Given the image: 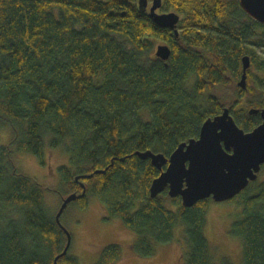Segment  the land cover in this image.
I'll return each instance as SVG.
<instances>
[{"label": "trees", "instance_id": "16d2710c", "mask_svg": "<svg viewBox=\"0 0 264 264\" xmlns=\"http://www.w3.org/2000/svg\"><path fill=\"white\" fill-rule=\"evenodd\" d=\"M160 10L179 14L177 35L137 0H0V127L12 133L0 146V264H54L67 243L45 204L49 187L15 164L21 152L44 162L45 146L68 154L58 168L61 202L84 190L68 204L85 208L96 195L106 219L118 216L135 233L133 255H153L182 224L185 263H213L204 235L212 198L185 207L166 188L151 197L161 170L136 152L168 156L226 106L245 131L261 122L248 110L264 108V59L254 47L264 46V23L239 0H162ZM160 41L171 50L166 60L150 54ZM243 55L251 62L246 89L237 85ZM236 196L243 214L229 232L241 239L244 264H264V180ZM121 257L109 243L94 264ZM57 264L79 261L68 248Z\"/></svg>", "mask_w": 264, "mask_h": 264}, {"label": "water", "instance_id": "95a60500", "mask_svg": "<svg viewBox=\"0 0 264 264\" xmlns=\"http://www.w3.org/2000/svg\"><path fill=\"white\" fill-rule=\"evenodd\" d=\"M147 2L137 0L138 7L145 11ZM161 5L162 0H152L148 16L157 25L178 34L179 14L175 11L158 12ZM239 5L251 18L264 23V0H239ZM155 53L166 60L171 50L167 44H159ZM241 64L237 85L246 89L247 69L251 64L249 55L241 57ZM248 112L259 113L261 117V122L249 131L237 124L229 107H224L221 113L202 122L197 137L181 141L168 156L150 150L136 152L141 158H151V163L161 170L150 184V196L155 197L166 188L170 197L179 196L182 205L189 207L209 197L216 202L230 200L255 181L264 164V108L251 107ZM83 194L84 190L79 195L71 193L62 198L55 220L66 231L67 243L54 259V264L67 253L71 241L60 221L61 214L70 201Z\"/></svg>", "mask_w": 264, "mask_h": 264}, {"label": "rangeland", "instance_id": "374dc122", "mask_svg": "<svg viewBox=\"0 0 264 264\" xmlns=\"http://www.w3.org/2000/svg\"><path fill=\"white\" fill-rule=\"evenodd\" d=\"M166 11V10H165ZM257 41L254 36L252 43ZM257 55L264 59V46L254 44ZM155 46L150 54H153ZM253 72L258 71L252 67ZM263 76V73H261ZM255 87V83L252 82ZM227 107V106H226ZM12 137L9 126L0 127V146L9 142ZM62 150V149H61ZM59 148H44V162L30 152H21L15 156V164L23 173L34 177L49 188L44 192L45 204L52 214L57 213L61 203L59 166L68 160ZM65 155V159H64ZM264 180V167L257 175V182ZM252 184V183H251ZM166 206L174 209L171 202ZM243 214L242 197L236 196L231 201H212L207 209L204 235L214 256L212 264H221V258H228L233 264H244L242 260L241 239L229 232L231 223ZM108 213L96 195H89L88 204L80 208L70 203L60 217V221L70 234L69 253L78 258L79 264H94L103 246L118 243L122 248V257L114 264H186L184 253L188 246L184 236V227L178 224L173 230V236L166 243H158L155 253L149 257L137 256L131 253L130 243L135 233L124 225L118 216L106 219Z\"/></svg>", "mask_w": 264, "mask_h": 264}, {"label": "flooded vegetation", "instance_id": "af4514ba", "mask_svg": "<svg viewBox=\"0 0 264 264\" xmlns=\"http://www.w3.org/2000/svg\"><path fill=\"white\" fill-rule=\"evenodd\" d=\"M151 4H152V0H148V2H147V7H146L145 11H143V12L148 13ZM157 11L159 12V11H161V10H160V9H157ZM175 35H177V34H175ZM154 44H155V50H156V46H157V45H159V44H165V42H161V41H160V42H155ZM155 50H154V52H155ZM154 52H153V53H154ZM262 167H264V164H262L261 168H262Z\"/></svg>", "mask_w": 264, "mask_h": 264}]
</instances>
